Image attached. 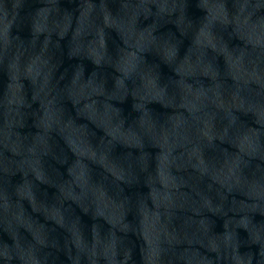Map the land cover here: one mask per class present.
<instances>
[{
    "label": "water",
    "instance_id": "obj_1",
    "mask_svg": "<svg viewBox=\"0 0 264 264\" xmlns=\"http://www.w3.org/2000/svg\"><path fill=\"white\" fill-rule=\"evenodd\" d=\"M0 264H264V0H0Z\"/></svg>",
    "mask_w": 264,
    "mask_h": 264
}]
</instances>
